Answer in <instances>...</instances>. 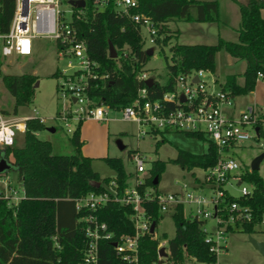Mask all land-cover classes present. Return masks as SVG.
Masks as SVG:
<instances>
[{"label":"trees","instance_id":"trees-1","mask_svg":"<svg viewBox=\"0 0 264 264\" xmlns=\"http://www.w3.org/2000/svg\"><path fill=\"white\" fill-rule=\"evenodd\" d=\"M138 1V7L130 13H143L152 19L158 28L157 45L161 47L169 44L174 35L170 28L173 21L221 22L218 0ZM233 1L238 4L241 17L238 40L228 41L219 37L215 44H174L170 49L168 79L161 83L153 78V85L148 87L152 99L173 91L179 75L200 69L215 73L216 55L221 50L246 62L242 84L238 82L236 74H230L221 85V89L233 99L254 91L257 81L264 79V0ZM61 3L68 4V0H61ZM14 9L15 0H0V32L8 30ZM71 24L86 42L91 60L97 63L94 70L98 78L89 79L86 89L94 104L114 109L130 105L137 97L139 88L147 86L145 81L137 79V74L146 71L144 66L151 57L146 52L139 24L128 15L121 14L115 0H109L103 7L96 6L94 0H86L85 7L73 8ZM175 32L178 36L179 31ZM110 42L116 48V58L109 55ZM1 67L2 61L1 85L14 98L13 112L3 111L17 114L19 107L32 102L38 78L33 74H3ZM60 75L58 70L54 73V76ZM256 114L255 127L258 128L259 137L264 123V100ZM82 122H78L70 137L73 154L53 153L51 142L40 139L36 134L45 126L39 119L27 122L23 145L4 150L7 156L13 158L17 182L22 187L23 195L17 203L0 197V264H85L90 243L86 230L89 226L93 227L90 218L105 223L107 231L112 233L110 239L101 238L98 242V264H127L122 255L116 252L114 244L122 236L135 234L132 208L111 199L96 209H77L76 199L90 193L109 192L113 196L112 186L122 193L130 185L132 174L127 173L123 160L118 157L104 158L114 170V177H102L94 170L93 159L81 152ZM174 131L178 130L155 129L151 133L161 134L163 142L164 134ZM181 132L207 141L208 148L202 153L178 148L171 162L189 171L206 169L217 163L220 155L218 148L205 133ZM224 152L228 153L229 149L225 148ZM133 153L130 152V157ZM166 164L160 159L151 162L144 183L139 186L142 194L147 187L157 188L159 183L154 185L153 179L158 176L160 182ZM240 171L243 181L251 184L250 193L236 197L227 190L218 214L228 219L229 207L236 202L242 215L236 218L234 225H228L226 232L252 234L256 226L264 222V179L257 170L241 166ZM6 174H0V177ZM198 182L200 179L195 178V183ZM143 207L157 227L163 216L157 202L147 198ZM173 218V237L168 238L163 234L167 244L166 254L159 258L162 240L147 233L140 239L138 264H187L191 260L215 264L217 254L206 241V220L185 217L184 205L177 206Z\"/></svg>","mask_w":264,"mask_h":264},{"label":"built area","instance_id":"built-area-1","mask_svg":"<svg viewBox=\"0 0 264 264\" xmlns=\"http://www.w3.org/2000/svg\"><path fill=\"white\" fill-rule=\"evenodd\" d=\"M108 1L94 0V3L98 7H103ZM68 5H70L69 2ZM115 5L121 14L128 15L135 23L139 24L145 43L148 41L152 45L151 47L157 45L158 28L152 19L143 13H130L132 9L138 7V0H115ZM73 8L76 7L71 6L70 19L68 20L62 9L61 0H15V9L9 28L5 32H0V61L2 63L12 56L18 58L33 55L37 38L52 39L55 41L60 55L78 59L79 66L72 73L60 71L66 84L60 87V91L65 95L69 94L74 103L80 104L74 111L58 115V118H63L66 121L67 126L70 125V119L73 116L78 122L88 119L107 120V111L103 108L105 105L94 104L95 102L86 91L88 80L98 78V74L94 70L97 63L91 60L86 42L71 24ZM77 16L79 17V15ZM144 31L147 36L144 35ZM68 65L72 66V63L69 62ZM207 72L209 71L200 69L189 74L179 75L173 91L154 99L150 97L148 86L141 87L134 101L121 109L124 120L136 122L140 126L146 125L149 127V132L155 129H171L205 133L217 146L220 155L214 166L203 169L205 171L204 179L195 183L194 188L202 191L208 189L209 194L189 191L187 185H184V190L179 192L162 193L155 188L148 190L146 188L142 194L139 191V186L144 183L145 177L139 180L137 175L136 182L130 183L122 193L117 192L112 186L110 189L113 196L109 192L90 193L76 199L77 209H96L111 199L132 208L131 219L135 224V234L122 236L114 244L116 252L122 255L127 264H138V250L142 236L149 233L153 235V238H156V228L153 233L150 232L152 222L147 210L143 207V202L147 198L157 202L161 213L169 210L174 212L178 205L187 204L191 211L189 214L184 212L185 217L204 220L216 218L218 221L216 233L211 234L205 231L207 232L206 241L211 244V250L215 251L217 255L218 251L225 247L221 244L224 242L228 225H234L236 218L242 215L236 202H233L229 207L228 219L218 213L221 211L219 206L226 196L227 184L231 183V180L238 181L240 185L244 182L241 177V165L232 151L241 142L250 139L249 127L256 129L257 112L250 108L249 111L242 112L236 119L225 115L220 104L231 105L234 99L222 89L218 93L209 92L204 80ZM259 76L261 77L262 74L260 73ZM195 77L198 80H195ZM149 78L151 77L147 71L137 74V79L140 81H146ZM182 95L184 101L181 100ZM32 119H39L44 123L43 119L37 116H18L14 113H5L0 109V148L4 151L15 146L19 134L24 135L27 122ZM68 130L70 131V128ZM225 148L229 149L228 153L224 152ZM131 159L136 173L148 172L145 155L135 152ZM12 185L7 174L0 177V197L8 198L10 203H17L22 197L23 191L22 195L18 197L17 187H12ZM1 186L3 187L1 188ZM241 192V195H247L250 193V188L242 185ZM90 221H92L93 227L89 226L86 230L87 236L90 237V243L85 254V264H98V242L101 238L110 239L112 233L107 231L105 223H98L92 218ZM161 247H164L167 252L165 244L160 242L159 249ZM162 256L159 254V258Z\"/></svg>","mask_w":264,"mask_h":264},{"label":"rangeland","instance_id":"rangeland-1","mask_svg":"<svg viewBox=\"0 0 264 264\" xmlns=\"http://www.w3.org/2000/svg\"><path fill=\"white\" fill-rule=\"evenodd\" d=\"M221 7L220 23L197 22V21H173L170 28L174 31L173 37L169 44L164 46L154 45V53L144 66L149 77L155 78L161 83L168 79V61H170L171 47L176 44H215L218 37H224L228 41L238 40V28L240 27V10L238 4L233 0H218ZM62 9L65 11L66 18L70 19L71 6L63 4ZM224 16V17H223ZM175 31H179L178 36ZM146 35V31H144ZM148 41L145 48L151 47ZM227 59L231 55L225 50L217 53L216 73L207 72L204 76L206 88L210 92L218 93L221 91V85L227 74H238V81L241 83L242 78L239 75L238 63L231 64ZM233 58V57H232ZM235 59V58H233ZM71 62L72 66L68 63ZM78 59L68 55H60L55 41L50 38H37L35 40V50L33 55L28 57L12 56L2 63V72L7 75L33 74L37 76L38 86H34V97L29 105L21 106L17 110L18 116L40 117L44 121V128L36 134L40 139L48 140L52 144L54 154L69 155L74 153L70 137L78 125L75 116L70 119V125H66L63 118H58V113L65 114L68 111H74L80 104L74 103L70 95H65L58 90L62 85H66L64 77L54 76V73L63 71L72 73L78 68ZM237 68V69H236ZM217 79V81H215ZM36 84V83H35ZM180 87V85H179ZM264 100V79L257 81L254 91L235 97L231 105L221 103L220 108L225 115H231L233 118H239L242 112L249 111L253 108L258 112ZM107 111V120H84L80 128L81 139L83 141L81 152L93 159V168L102 177H114V170L106 163L105 157H118L124 162L127 173L132 174L130 183L134 184L138 179L142 180L147 172L136 173L134 163L130 157V152H140L146 156V168L154 160L166 161L165 170L161 174L160 182L155 190L162 193H174L184 190L187 185L188 190L196 193L209 194V190H199L194 188L195 178L204 179L205 171L200 168L186 170L181 166L171 162V159L177 155L178 148L191 151L193 153L205 152L208 148V142L188 136L181 131H174L164 134L165 141L162 142L161 134L149 132V127L140 126L136 122L123 119L122 109H114L103 106ZM0 109L13 112L14 98L10 92L1 85L0 82ZM54 128L55 131L50 129ZM70 128V131L68 130ZM250 139L240 143L232 153L243 168L251 169V162L264 152V123L262 134L258 137L256 129L249 127ZM23 134H19L16 145H23ZM118 141L126 147L120 149ZM4 156L8 159L10 167L7 175L12 187H17V196L22 195V187L17 182L16 168L13 165L11 155L7 156L3 149L0 148V158ZM258 173L264 179V157L260 161ZM245 185L251 188L249 182L238 184V181L231 180L227 184V190L230 194L238 197L242 194L241 186ZM3 186H1L2 188ZM151 187H147V190ZM5 189V188H4ZM195 208V207H193ZM191 208L184 204V212L189 214ZM162 218L156 227V238L161 239V243L167 247L166 240H163V234L168 238L173 237L175 233V221L173 210L162 212ZM204 229L211 234L218 230V221L216 218L206 220ZM250 236L258 242L264 243V222L256 226L255 232L246 234L240 231L225 232L224 242L221 244L225 247L218 251L217 261L215 264H264V254L259 251L250 241ZM187 264H208L200 263L196 260L187 261Z\"/></svg>","mask_w":264,"mask_h":264},{"label":"water","instance_id":"water-1","mask_svg":"<svg viewBox=\"0 0 264 264\" xmlns=\"http://www.w3.org/2000/svg\"><path fill=\"white\" fill-rule=\"evenodd\" d=\"M69 4L73 7H76V8H83L86 6V1L85 0H69L68 1ZM147 54L149 56L153 55L154 53V48L153 47H150L147 49ZM109 55L111 58H116L117 57V51H116V48L114 47V45L110 42L109 43ZM195 80H198L197 77H195ZM154 83V80L153 78H149L145 81V84L148 86V87H151ZM38 86V82H36L35 84V87ZM181 100L184 101V96L182 95L181 96ZM75 101V100H74ZM51 131H55L54 128L50 129ZM256 132L258 134V128H256ZM118 145H119V148L120 149H125V145L122 144V142L118 141ZM264 157V152L262 154H260L259 156H257L252 162H251V169L252 170H258L259 169V164H260V161L262 160V158ZM10 167V163L8 161V159L4 156L0 158V174H3V173H6L8 171ZM159 183V177L156 176L154 179H153V184L154 185H157ZM155 223H152L151 224V227H150V232L153 233L155 231ZM250 241L254 244V246L259 250L261 251L263 254H264V243L263 242H258L256 241L254 238H252L250 236ZM159 254L160 255H164L166 254V251L164 249V247H161L160 250H159Z\"/></svg>","mask_w":264,"mask_h":264},{"label":"crops","instance_id":"crops-1","mask_svg":"<svg viewBox=\"0 0 264 264\" xmlns=\"http://www.w3.org/2000/svg\"><path fill=\"white\" fill-rule=\"evenodd\" d=\"M240 1H244V0H240ZM220 12H221V7H220ZM262 16H263V18H264V9L262 10ZM224 17V16H223ZM241 18V17H240ZM220 19L222 20V17H221V14H220ZM219 37H221V36H219ZM218 37V38H219ZM221 38H223L224 40H226L224 37H221ZM216 57H217V55H216ZM228 57H226V60H228L229 61V63H230V65L231 64H234V63H238V68L240 69L239 71V75H241V78H242V81H241V83L240 84H242L243 83V77H242V74H243V72H244V70H245V68H246V62L244 61V60H239V59H233L232 57H231V59H227ZM237 69V68H236ZM216 70H217V67H216ZM216 73V72H215ZM231 74H235V73H231ZM228 75H230V74H227L226 75V77L228 76ZM237 76H238V74H236ZM226 77H225V79H226ZM238 78V77H237ZM225 79H224V81H225ZM238 80V79H237ZM215 81H217V79H215ZM223 81V82H224ZM223 82H222V84H223ZM239 82V81H238ZM222 84H220V85H222ZM229 117H231V115H228ZM89 120H94V119H89ZM97 121V120H96Z\"/></svg>","mask_w":264,"mask_h":264}]
</instances>
